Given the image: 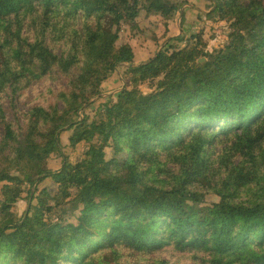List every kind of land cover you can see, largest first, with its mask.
Segmentation results:
<instances>
[{
    "label": "trees",
    "instance_id": "16d2710c",
    "mask_svg": "<svg viewBox=\"0 0 264 264\" xmlns=\"http://www.w3.org/2000/svg\"><path fill=\"white\" fill-rule=\"evenodd\" d=\"M208 2L229 21L220 47L201 30L171 43L176 3L141 0L157 15L137 38L156 50L136 62L117 44L121 0H0V264H264V0ZM115 73L150 91L123 87L118 110L75 120ZM66 128L86 148L75 163L61 152ZM49 178L53 197L46 186L19 215ZM31 219L44 235L33 257L11 245Z\"/></svg>",
    "mask_w": 264,
    "mask_h": 264
},
{
    "label": "rangeland",
    "instance_id": "374dc122",
    "mask_svg": "<svg viewBox=\"0 0 264 264\" xmlns=\"http://www.w3.org/2000/svg\"><path fill=\"white\" fill-rule=\"evenodd\" d=\"M177 7L178 12L176 15V19L173 21L175 23L174 25V32L177 33V37L180 36L183 31L184 24H188L190 26L188 32H185V35L183 37V40L181 43H176L178 46L184 47L187 44V38L190 35L197 34L200 30L203 31L205 35V39L210 41L211 44L215 47H220L224 43H226L229 39V21L225 19H220L214 14H207V19L204 18L202 24L195 25L194 17L196 15H187L185 17V13L183 14V10L187 7V4H190L189 0H173ZM123 5V10L125 13V16L127 18V22L121 23V31H120V39L118 40L117 44L120 46V44L125 42H130L133 44L135 48V61L140 62L150 55H152L155 52V46H152V49L150 50L149 44L146 42H140V40H143L142 38L138 39L139 36L138 30L136 28V25L138 26V29H151L153 28V25L155 24V19L157 12L151 11L150 13L144 12V10L141 8V0H121ZM190 11V10H189ZM166 10L162 11L164 14ZM135 23V26L133 25ZM164 25L160 24V29L163 30ZM195 30V31H194ZM194 31V32H193ZM193 32V33H192ZM189 35V36H188ZM176 37V38H177ZM119 73V72H118ZM115 73L113 77H111L109 80H107L102 87V94L96 98H94L91 102V104L84 109V111H80L79 117H74L75 120H93L94 117H96L100 110H104L107 106V104L113 109L118 110L119 104H118V98L117 94L123 87H129L131 89V92L133 96L136 99H139L141 96L147 94L150 89H148L147 84L139 85L138 87H132L129 86L128 83L125 84V82L120 78L119 74ZM30 101L21 102L20 107L22 110H27L30 107ZM84 114V116H83ZM8 116L11 120L15 121L16 117L13 114V111L10 109L8 111ZM75 132L74 129L66 128L64 129L63 134L61 135L62 138V153H65L69 160L72 162H77L79 159L82 158L83 154L82 151L86 149L82 144L78 145L75 149L71 148L69 144V137L70 135H73ZM48 163L50 167L53 170H59L61 166L64 163L63 158L59 154L52 155L50 159L48 160ZM2 182H0V187L2 186ZM46 186L51 187V196L56 192V188L58 187L57 184L53 182L51 178L45 179L38 185L37 192L35 194L34 187H31L33 192V196H29L27 192H25L22 195V198L19 199L15 205L16 212L21 215L24 212H27L28 214H33V207L38 204V196L41 194V190L45 188ZM30 186H26V190ZM220 198L215 194H209L206 196L203 206L207 209L209 212H215L218 207ZM31 206V207H30ZM29 209V210H28ZM46 221H55L56 216L54 214L52 215H45ZM31 225L33 228L28 230L26 239L23 242L22 245L19 244V242L12 241L11 245L14 249H16L18 252H24L25 256L33 257L34 256V250L30 248L31 245H34L35 242H38L40 244H43V231L39 229L38 225L35 223L34 219L30 220ZM36 256V254H35Z\"/></svg>",
    "mask_w": 264,
    "mask_h": 264
},
{
    "label": "crops",
    "instance_id": "0c3cea01",
    "mask_svg": "<svg viewBox=\"0 0 264 264\" xmlns=\"http://www.w3.org/2000/svg\"><path fill=\"white\" fill-rule=\"evenodd\" d=\"M190 1V4H187L186 8L183 10V14L185 13V17H187V15H196V17H194V23L195 25H200L202 24L205 19H207V14H211L212 13V7L210 5V3L208 2V0H189ZM190 10V11H189ZM163 25V24H162ZM174 25L175 23L172 21L170 23V32L168 34V37H170V42L171 43H181V41L183 40V37L185 35V32H188L187 29L190 28V26H188V24H184L183 26V31L185 32H182L180 33L181 35L177 37V33L174 32ZM162 30H159L158 32H160ZM195 31V30H194ZM193 31V32H194ZM192 32V33H193ZM189 36V35H188ZM177 37V38H176ZM132 44V43H131ZM133 45V44H132ZM134 47V46H133ZM150 47V50L152 49V46L149 45ZM162 48V47H161ZM159 48V50L161 49ZM156 49V48H155ZM134 51H135V48H134ZM155 53V52H154ZM153 53V54H154ZM152 54V55H153ZM152 55H150L149 57H151ZM149 57H147L146 59L142 60V61H146ZM136 59V58H135ZM141 62V61H140Z\"/></svg>",
    "mask_w": 264,
    "mask_h": 264
},
{
    "label": "water",
    "instance_id": "95a60500",
    "mask_svg": "<svg viewBox=\"0 0 264 264\" xmlns=\"http://www.w3.org/2000/svg\"><path fill=\"white\" fill-rule=\"evenodd\" d=\"M201 60H203V59H201Z\"/></svg>",
    "mask_w": 264,
    "mask_h": 264
}]
</instances>
